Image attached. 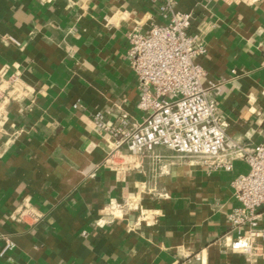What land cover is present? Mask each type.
<instances>
[{
    "label": "crops",
    "instance_id": "1",
    "mask_svg": "<svg viewBox=\"0 0 264 264\" xmlns=\"http://www.w3.org/2000/svg\"><path fill=\"white\" fill-rule=\"evenodd\" d=\"M172 1L193 15L204 84L242 149L219 158L231 171L164 147L122 172L106 163L93 118L142 123L128 34L165 23L163 0H0V84L18 75L31 90L0 110V264H250L228 215L264 140V0Z\"/></svg>",
    "mask_w": 264,
    "mask_h": 264
},
{
    "label": "built area",
    "instance_id": "2",
    "mask_svg": "<svg viewBox=\"0 0 264 264\" xmlns=\"http://www.w3.org/2000/svg\"><path fill=\"white\" fill-rule=\"evenodd\" d=\"M157 1V0H156ZM250 4L254 0H230ZM163 24H153L147 33L134 30L128 34L127 58L138 79L143 121L132 124L127 114L117 122L103 113L95 114L94 129L108 139L112 151L106 163L116 172L128 169L129 160L155 155L164 147L178 156L200 158L210 167L231 171L230 162L219 158L227 150L241 152V147L228 137V124L218 111L216 96L204 84L205 70L197 58L206 49L198 36L190 33L193 15L179 12L172 0H163L160 6ZM15 44L17 41L9 38ZM213 89V88H212ZM29 86L15 75L0 84V110L12 102L29 97ZM249 172L233 181L239 206L228 215V222L237 233L231 249L240 252L248 263L260 256L264 244V226L259 209L264 205V140L252 151L245 152ZM127 166V167H126ZM115 207L114 217L122 214ZM39 220L31 208L20 212V219ZM8 244L6 249H11ZM196 260H201L196 256Z\"/></svg>",
    "mask_w": 264,
    "mask_h": 264
},
{
    "label": "rangeland",
    "instance_id": "3",
    "mask_svg": "<svg viewBox=\"0 0 264 264\" xmlns=\"http://www.w3.org/2000/svg\"><path fill=\"white\" fill-rule=\"evenodd\" d=\"M139 198V197H138Z\"/></svg>",
    "mask_w": 264,
    "mask_h": 264
}]
</instances>
